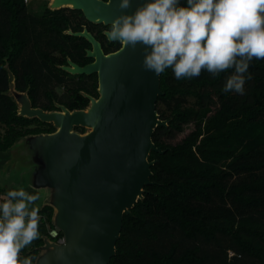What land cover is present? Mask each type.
<instances>
[{"label": "trees", "instance_id": "obj_1", "mask_svg": "<svg viewBox=\"0 0 264 264\" xmlns=\"http://www.w3.org/2000/svg\"><path fill=\"white\" fill-rule=\"evenodd\" d=\"M110 26L69 6L45 4L35 12L26 0H0V152L26 135L56 130L19 114L11 75L34 107L84 109L88 95L99 97L98 73L63 65L94 60L87 55L91 42L74 33L84 29L106 53L120 48L103 31ZM232 71L179 80L170 68L160 74L156 108L167 124L152 139L163 151L149 154L151 183L124 213L109 264H264V59L250 62L243 94L222 90ZM5 193L0 187V199ZM53 212L49 204L39 209L40 235L21 249L20 260L34 263L50 236L47 224L55 226Z\"/></svg>", "mask_w": 264, "mask_h": 264}, {"label": "water", "instance_id": "obj_2", "mask_svg": "<svg viewBox=\"0 0 264 264\" xmlns=\"http://www.w3.org/2000/svg\"><path fill=\"white\" fill-rule=\"evenodd\" d=\"M80 9L89 21L111 25L122 12H132L142 0H132L121 9L118 0H55L50 8ZM73 33V32H72ZM92 44L87 55L94 60L80 65L69 60L63 68L71 73L97 72L99 97L89 96L84 109L45 110L34 107L27 91L15 88L11 75L9 93L15 95L19 114L52 122L56 130L29 134L15 143H28L44 160L39 168L40 188H54L46 202L54 205L53 221L64 233V242L48 236L34 264H109L116 252L123 216L143 197L151 183V150L163 151L152 139L158 125L167 124L157 111L162 93L160 74L142 67L144 45H121L106 53L102 43L88 29L74 32ZM106 35L110 40L108 30ZM88 127L79 132L76 126ZM24 140V142H22ZM14 146V145H13ZM34 153V154H35ZM52 198V199H51ZM45 202V203H46Z\"/></svg>", "mask_w": 264, "mask_h": 264}, {"label": "clouds", "instance_id": "obj_3", "mask_svg": "<svg viewBox=\"0 0 264 264\" xmlns=\"http://www.w3.org/2000/svg\"><path fill=\"white\" fill-rule=\"evenodd\" d=\"M131 4L118 0L121 9ZM108 35L144 45L142 67L156 75L170 68L179 80L233 69L222 90L243 94L250 62L264 59V0H142L113 18ZM38 199L23 187L0 199V264H30L19 253L40 235Z\"/></svg>", "mask_w": 264, "mask_h": 264}, {"label": "rangeland", "instance_id": "obj_4", "mask_svg": "<svg viewBox=\"0 0 264 264\" xmlns=\"http://www.w3.org/2000/svg\"><path fill=\"white\" fill-rule=\"evenodd\" d=\"M50 1L51 0H29L28 3L30 8L35 12H42L45 8V4L50 6ZM12 95L15 97L13 92ZM82 127L84 128V131H81L80 129ZM74 130L79 132H86L89 131V128L79 125L74 127ZM22 142H24V140ZM29 144L31 143L26 144L27 146L25 148L14 144V146L9 148L7 151L0 152V187L4 188L6 192L9 189L23 187L29 193L39 194V199L34 202V206H38L40 209L43 207V205L48 204L46 200L48 199V197H53L56 190L54 188H40L39 185H41V182L39 180L41 176L39 174V168H44V160L39 157L38 153H35V148L37 147ZM52 206L54 209V218L56 208L54 205ZM61 231L62 230L60 229V232ZM62 235H64V233H62ZM48 237L51 238L50 236ZM51 239L57 241V239ZM23 254L24 251L20 250L19 256ZM28 258L30 260V257ZM58 263V259H55L53 262V264Z\"/></svg>", "mask_w": 264, "mask_h": 264}, {"label": "built area", "instance_id": "obj_5", "mask_svg": "<svg viewBox=\"0 0 264 264\" xmlns=\"http://www.w3.org/2000/svg\"><path fill=\"white\" fill-rule=\"evenodd\" d=\"M27 2L29 0H26ZM40 217H42L43 215L41 213H39ZM48 225V229H49V233H50V237L51 238H56L58 242H64V235H60V229L57 226H50ZM232 253V252H231Z\"/></svg>", "mask_w": 264, "mask_h": 264}, {"label": "bare ground", "instance_id": "obj_6", "mask_svg": "<svg viewBox=\"0 0 264 264\" xmlns=\"http://www.w3.org/2000/svg\"><path fill=\"white\" fill-rule=\"evenodd\" d=\"M52 1L55 2V0H51L50 3H52ZM73 4H74V2H70V5H73Z\"/></svg>", "mask_w": 264, "mask_h": 264}, {"label": "flooded vegetation", "instance_id": "obj_7", "mask_svg": "<svg viewBox=\"0 0 264 264\" xmlns=\"http://www.w3.org/2000/svg\"><path fill=\"white\" fill-rule=\"evenodd\" d=\"M106 30H109V28H104L103 31L106 34Z\"/></svg>", "mask_w": 264, "mask_h": 264}, {"label": "crops", "instance_id": "obj_8", "mask_svg": "<svg viewBox=\"0 0 264 264\" xmlns=\"http://www.w3.org/2000/svg\"><path fill=\"white\" fill-rule=\"evenodd\" d=\"M40 251H41V250H40ZM40 251H39V252H40ZM34 262H35V260H34ZM33 264H34V263H33Z\"/></svg>", "mask_w": 264, "mask_h": 264}]
</instances>
